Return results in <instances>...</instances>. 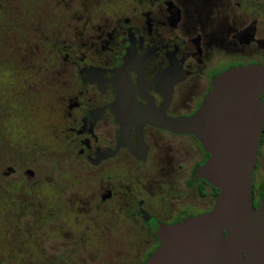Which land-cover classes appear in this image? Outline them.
<instances>
[{"label": "flooded vegetation", "instance_id": "1", "mask_svg": "<svg viewBox=\"0 0 264 264\" xmlns=\"http://www.w3.org/2000/svg\"><path fill=\"white\" fill-rule=\"evenodd\" d=\"M131 2L120 13L112 11L114 0L63 2L74 10L77 33L63 40L56 57L75 158L104 179L113 178L117 168L128 174L125 187L103 183L97 206L121 200L143 232L140 264H145L160 245L157 225L208 213L218 196L204 179H195L210 154L193 135L153 124L152 113L191 117L218 75L264 65V16L254 9L264 0ZM261 162L264 167V133L254 179L256 207L264 194ZM175 181L187 190L196 187L202 202L193 205L186 193H168Z\"/></svg>", "mask_w": 264, "mask_h": 264}, {"label": "rangeland", "instance_id": "2", "mask_svg": "<svg viewBox=\"0 0 264 264\" xmlns=\"http://www.w3.org/2000/svg\"><path fill=\"white\" fill-rule=\"evenodd\" d=\"M68 1L0 0V264H140L141 229L120 199L96 200L103 183L125 187L128 174L104 179L75 158L56 57L76 38ZM115 1V13L132 8ZM254 9L264 16V3ZM181 187L167 190L202 202L196 187Z\"/></svg>", "mask_w": 264, "mask_h": 264}, {"label": "water", "instance_id": "3", "mask_svg": "<svg viewBox=\"0 0 264 264\" xmlns=\"http://www.w3.org/2000/svg\"><path fill=\"white\" fill-rule=\"evenodd\" d=\"M264 65L218 75L191 117L152 113V123L191 134L210 154L197 169L219 190L212 211L175 225H157L160 245L145 264H264V194L254 203V179L264 133Z\"/></svg>", "mask_w": 264, "mask_h": 264}, {"label": "trees", "instance_id": "4", "mask_svg": "<svg viewBox=\"0 0 264 264\" xmlns=\"http://www.w3.org/2000/svg\"><path fill=\"white\" fill-rule=\"evenodd\" d=\"M216 193H217V194L219 193V190H218V189H216ZM255 207H256V205H255Z\"/></svg>", "mask_w": 264, "mask_h": 264}]
</instances>
